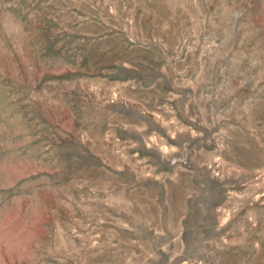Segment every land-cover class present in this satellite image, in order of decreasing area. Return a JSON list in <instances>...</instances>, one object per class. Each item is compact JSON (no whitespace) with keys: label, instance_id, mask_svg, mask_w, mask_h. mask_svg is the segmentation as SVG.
<instances>
[{"label":"rangeland","instance_id":"rangeland-1","mask_svg":"<svg viewBox=\"0 0 264 264\" xmlns=\"http://www.w3.org/2000/svg\"><path fill=\"white\" fill-rule=\"evenodd\" d=\"M0 264H264V0H0Z\"/></svg>","mask_w":264,"mask_h":264}]
</instances>
